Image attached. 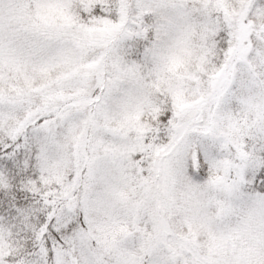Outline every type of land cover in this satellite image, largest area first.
Segmentation results:
<instances>
[{"label": "snow or ice", "instance_id": "snow-or-ice-1", "mask_svg": "<svg viewBox=\"0 0 264 264\" xmlns=\"http://www.w3.org/2000/svg\"><path fill=\"white\" fill-rule=\"evenodd\" d=\"M0 264H264V0H0Z\"/></svg>", "mask_w": 264, "mask_h": 264}]
</instances>
